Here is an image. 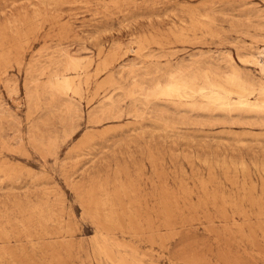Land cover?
<instances>
[{
	"label": "rangeland",
	"instance_id": "374dc122",
	"mask_svg": "<svg viewBox=\"0 0 264 264\" xmlns=\"http://www.w3.org/2000/svg\"><path fill=\"white\" fill-rule=\"evenodd\" d=\"M248 43L264 0H0V264H259L264 112L151 93L259 87Z\"/></svg>",
	"mask_w": 264,
	"mask_h": 264
},
{
	"label": "bare ground",
	"instance_id": "6f19581e",
	"mask_svg": "<svg viewBox=\"0 0 264 264\" xmlns=\"http://www.w3.org/2000/svg\"><path fill=\"white\" fill-rule=\"evenodd\" d=\"M195 22H197V21H195ZM120 48H121V45L119 44L114 49H120ZM137 50H139V49H137ZM244 50H245V52H244V54L243 53L242 54L245 55L246 61L253 62V64L257 68H258L259 64L264 63V60H262L261 56H260V53L262 51H264V48L255 47L253 45V43H248V45H246ZM116 51H118V50H116ZM70 57H71L72 61H75L74 57H72V56H70ZM229 58L231 61H234L233 60L234 58L231 56V54L229 55ZM75 64H76V62H75ZM78 65H76V66H78ZM79 68H80V66H79ZM170 76H171V74H170ZM76 78H77L76 73L74 71H71V72H68L67 75L64 74L60 79H58L57 84L61 87L62 91H63V89L67 90V87H70L71 90H74L75 88H77V87H75ZM65 80L70 81V83L68 85L63 84L62 81H65ZM51 81H50V83H51ZM191 81H194V80H191ZM180 82L184 85V91L179 95L180 99L182 97L183 98H186V97L192 98V97L197 96V97H201V98L207 100L209 103H214L215 105L217 104V106L219 105V107L221 106V107H226V108H231L233 106H239V107L248 108V109H258V108H256V105L264 103V97H261L259 94L260 88L254 86L252 84H247L244 82L232 84L229 82V84H226L229 86H226V85H224L222 83H218L216 81H209L208 83H206L204 85H199V84L196 85L197 83L192 84L191 82L189 83V82H186L184 80H180ZM75 90H78V89H75ZM253 93H255V95H253ZM76 95H77V93H76ZM110 97H111V95H110ZM53 98H54V96H53ZM200 102H202V101H200ZM191 103L193 104V102H191ZM100 104H101V102H100ZM214 104H213V106H214ZM209 105H212V104H209ZM106 217H107V215H106Z\"/></svg>",
	"mask_w": 264,
	"mask_h": 264
},
{
	"label": "snow or ice",
	"instance_id": "6c2138e0",
	"mask_svg": "<svg viewBox=\"0 0 264 264\" xmlns=\"http://www.w3.org/2000/svg\"><path fill=\"white\" fill-rule=\"evenodd\" d=\"M261 59L264 60V51L260 53ZM243 63L247 64L250 63L249 61H244ZM73 64H75V61L71 60V57L68 58V65H67V72H71L73 69ZM258 72H259V88H260V96L264 97V63L259 64L258 66ZM67 75V73H66ZM179 74H173L169 77H165L161 79V82L153 84V87L151 88V93L156 99L160 98H174L179 96L184 91V85L180 82L178 78ZM227 80L232 84H237L240 82L239 80V74L235 71H233L230 75L227 76ZM63 84L68 85L70 81L65 80L62 81ZM67 90L70 91L71 88L67 87ZM255 95V93H253ZM256 108H258L259 111L264 112V103L256 105ZM81 209H84V206L81 205L80 208L76 210V217H79V219H72L71 216L69 217V222L71 224H74L77 228V231L79 230V226L85 224L87 221L85 217H82L80 215ZM86 212V209H84ZM93 243H95V238H93ZM101 253L103 250H100ZM4 264H12L10 261H5ZM63 264H81L79 260L75 261H66L63 262ZM92 264H95V261L92 262ZM165 264H169V262H165ZM171 264H179V261H172ZM215 264V262H214ZM219 264H253L252 261H221ZM259 264H264V259H262Z\"/></svg>",
	"mask_w": 264,
	"mask_h": 264
}]
</instances>
